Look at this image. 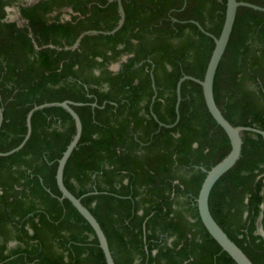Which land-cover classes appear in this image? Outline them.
I'll list each match as a JSON object with an SVG mask.
<instances>
[{"label":"trees","instance_id":"trees-1","mask_svg":"<svg viewBox=\"0 0 264 264\" xmlns=\"http://www.w3.org/2000/svg\"><path fill=\"white\" fill-rule=\"evenodd\" d=\"M14 1L0 0V151L23 140L34 105L80 102L71 105L82 129L63 182L97 219L115 263L235 264L205 229L195 202L205 170L228 153V137L193 80L181 82L177 120L175 112L178 79L203 78L214 45L195 22L217 36L226 0H121V27L84 34L75 47L86 30L117 24L115 0H36L19 7L23 25L4 19ZM62 8L71 9L69 19L59 18ZM53 10L59 12L50 16ZM213 94L231 124L264 129V11L237 8ZM30 120L22 147L0 155V263L106 264L91 226L60 198L55 180L73 118L48 105ZM240 134V156L213 185L208 205L229 238L264 264V241L254 233L264 138ZM9 241L17 244L7 248Z\"/></svg>","mask_w":264,"mask_h":264},{"label":"water","instance_id":"water-1","mask_svg":"<svg viewBox=\"0 0 264 264\" xmlns=\"http://www.w3.org/2000/svg\"><path fill=\"white\" fill-rule=\"evenodd\" d=\"M112 1V0H108ZM118 4V12H119V19L117 24L109 31L103 33H114L118 30L124 22L125 13L123 6L121 4V0H116ZM239 6H246L256 10L264 11V6L257 5L255 3H251L244 0H226L225 1V11H224V19L222 22L221 29L217 36L213 35L212 33L205 31L199 23L195 22L197 26L204 31L207 35L211 36L213 39V48L211 54L209 56L208 62L206 64V68L203 74V78H197L192 75L184 74L182 75L177 83H176V102H175V112H176V120L178 119V106L181 99L180 96V84L185 79H190L197 82L202 88V94L204 98V102L206 108L214 121L224 130L226 133L228 140H229V151L228 153L217 163L212 165L209 169L205 170V176L201 182L200 188L198 193L195 197V202L197 206V211L199 218L204 225L205 229L209 233V235L219 244L222 250H224L235 262V264H254L251 259L244 253V251L226 234V232L220 227V225L215 221L212 214L209 210L208 199L210 191L215 184V182L224 174L227 170H229L237 159L240 156L241 152V131H251L258 133L264 136V129H260L254 126L249 125H233L231 124L222 114L221 110L217 106L214 94H213V81L214 76L219 64L220 59L223 56V53L226 49L233 24L235 21V16L237 12V8ZM96 30H88L83 32L79 35L76 39L72 47L78 45L80 38L84 34L94 33ZM116 67V65L114 66ZM152 87L155 88L153 78H152ZM81 104L80 102H74L71 100H62V101H51V102H44L41 104L34 105L27 113L26 116V133L23 140L14 148L1 152L0 155H8L22 147L25 141L28 139L31 133V115L35 109L43 108L48 105H58L65 108L70 116L73 118L75 123V132L67 144L65 149L63 150L61 156L57 159V167L55 173V180L57 187L61 193L60 198H67L71 204L76 208V210L83 216L86 222L91 226L94 235L98 240V244L103 251L106 264H116L111 251L109 249V245L107 242V238L99 225L97 219L94 215L90 212L88 207L82 204L80 197L75 196L67 187L64 185L63 182V170L66 164L67 159L69 158L70 154L72 153L73 149L77 146L78 140L81 135V120L75 110L72 108L71 105H78ZM152 116L157 120L156 116L153 112H151ZM2 120V114L0 112V122ZM160 124H163L160 122ZM167 126H171L172 124ZM1 264V263H0Z\"/></svg>","mask_w":264,"mask_h":264},{"label":"flooded vegetation","instance_id":"flooded-vegetation-1","mask_svg":"<svg viewBox=\"0 0 264 264\" xmlns=\"http://www.w3.org/2000/svg\"><path fill=\"white\" fill-rule=\"evenodd\" d=\"M36 0H15L14 3H12L11 5H6L4 7L5 9V17L4 19L5 20H9V21H15L18 25H23L25 24V18H23L21 16V13L19 11V7L20 6H26V5H29V4H32L33 2H35ZM108 1V0H107ZM114 1V0H112ZM116 1V0H115ZM108 2H111V1H108ZM9 9H14V12H15V17L14 18H9L8 17V10ZM117 9H118V4H117ZM59 11H56V10H53L52 12L49 13L50 16H54L55 14H57ZM69 13H71V9L70 8H62L61 11L58 13L59 15V18L61 20H67L70 18V15ZM91 30H95V29H91ZM88 31V30H86ZM109 31V30H108ZM103 32H106V31H103V30H96V32L94 33H91V34H98V33H101V34H109V33H103ZM90 34V33H88ZM113 34V33H111ZM76 41V40H75ZM74 41V42H75ZM74 44V43H73ZM73 45H71L70 47H72ZM68 46H65V48H67ZM127 58V55H123L120 57V59L116 62H113L109 65V69L110 70H113V71H116L120 64L122 63V61H124L125 59ZM116 65V67H114ZM255 133V132H254ZM262 136V135H261ZM264 138V136H262ZM259 176L261 177V181H262V187H261V190H260V194L263 196V201L262 203L260 204V207H261V211L259 212L258 216L256 217L255 219V230H254V233L255 234H258L261 236L262 240L264 241V171L262 173L259 174ZM15 244H17L15 241H9L7 242V245L6 247L7 248H11L13 247Z\"/></svg>","mask_w":264,"mask_h":264},{"label":"rangeland","instance_id":"rangeland-1","mask_svg":"<svg viewBox=\"0 0 264 264\" xmlns=\"http://www.w3.org/2000/svg\"><path fill=\"white\" fill-rule=\"evenodd\" d=\"M8 17L11 18V19L15 17L14 9H9L8 10Z\"/></svg>","mask_w":264,"mask_h":264}]
</instances>
